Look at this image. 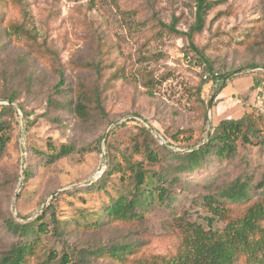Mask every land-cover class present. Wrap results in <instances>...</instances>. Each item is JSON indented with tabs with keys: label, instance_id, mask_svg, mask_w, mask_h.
<instances>
[{
	"label": "rangeland",
	"instance_id": "1",
	"mask_svg": "<svg viewBox=\"0 0 264 264\" xmlns=\"http://www.w3.org/2000/svg\"><path fill=\"white\" fill-rule=\"evenodd\" d=\"M207 1L202 30L188 38L192 0H0V111L15 98L13 116L0 119L9 127L0 259L33 241L25 264L63 256L70 264H161L177 255L188 225L225 226L213 208L231 219L243 213L245 204L222 205L224 190L244 182L249 204L256 199L263 80L250 86L264 70L250 68L264 67V0ZM213 74L229 76L237 94L219 93ZM244 116L257 131L235 141L231 158L212 154L195 171H178L220 121ZM135 164L164 176L167 196L155 194L137 220L110 219L105 210L132 190ZM42 216L45 234L26 238L9 227ZM113 249L120 258L109 256Z\"/></svg>",
	"mask_w": 264,
	"mask_h": 264
},
{
	"label": "trees",
	"instance_id": "2",
	"mask_svg": "<svg viewBox=\"0 0 264 264\" xmlns=\"http://www.w3.org/2000/svg\"><path fill=\"white\" fill-rule=\"evenodd\" d=\"M192 3L195 8V22L186 34L188 38L193 33L202 30L205 16L212 8L207 0H192ZM170 29L176 34H180L174 30V27ZM257 69L264 70V67L250 68L252 71ZM228 77H220L217 74L210 77L212 81L219 84V93L229 85L230 80ZM261 80H264V72L257 74V80H252L250 88L255 87ZM61 84L59 83L57 87H60ZM3 101L7 102L8 105L1 108L0 119L3 115L13 116L14 113L12 104L15 102V98L7 97ZM78 108L83 109L82 106H78ZM246 119H248L247 116L238 120L226 119L220 121L216 128L209 133L205 143L182 155L186 164L180 167L178 171H195L200 167V162L206 156L212 154L231 158L235 154V141L241 139L246 142L247 138L257 131L253 124L244 123ZM8 129L9 127L0 120V155L8 142ZM260 144L264 146V141H261ZM149 159L152 162L156 161V157L152 154H149ZM108 166L110 167V164ZM131 172L134 173L133 188L127 195H119L106 208V214L110 219H119L124 222L137 220L143 214V210L154 202L155 194L159 200L167 196L163 184L166 181L164 176L148 177L140 168V164L133 165ZM108 173L109 170L106 174ZM246 187L247 185L244 182H236L221 194V198L225 201H221L223 206H225L226 201L229 204L247 205L240 216L232 219L226 218L223 215L224 208L219 207L220 210L218 207L213 208L212 213L218 217L217 219L225 220V226L222 229H213L211 227L212 222H210L209 229L204 230L196 224L188 225V228L184 230L181 248L177 255L161 262L167 261L165 264H239L242 260L244 264H264V174L256 186L257 197L250 204L249 198L247 199L248 191ZM38 219L37 224L34 222L22 225L10 224L9 227L17 236L26 238L29 235L33 237L38 236L40 233H47L46 224L39 223L43 216ZM32 249L33 241L21 242L0 259V264H25V260L32 253ZM113 250L108 252L109 256L113 259L120 258L121 253L115 249ZM52 259H55V255L50 254L48 261ZM69 261L68 256H63L60 258L59 264H70Z\"/></svg>",
	"mask_w": 264,
	"mask_h": 264
},
{
	"label": "crops",
	"instance_id": "3",
	"mask_svg": "<svg viewBox=\"0 0 264 264\" xmlns=\"http://www.w3.org/2000/svg\"><path fill=\"white\" fill-rule=\"evenodd\" d=\"M235 89H237V88H233L230 84L227 86V88L226 89H224L222 92H224V96L227 98V97H231L232 95H236L237 94V92H236V90ZM237 91H239L238 89H237ZM221 92V93H222ZM241 92V91H240Z\"/></svg>",
	"mask_w": 264,
	"mask_h": 264
},
{
	"label": "built area",
	"instance_id": "4",
	"mask_svg": "<svg viewBox=\"0 0 264 264\" xmlns=\"http://www.w3.org/2000/svg\"><path fill=\"white\" fill-rule=\"evenodd\" d=\"M262 88L264 89V80H263V82H262ZM257 91L260 93H262V97L264 98V91H262V89L260 88V87H258V89H257ZM260 99V98H259Z\"/></svg>",
	"mask_w": 264,
	"mask_h": 264
}]
</instances>
